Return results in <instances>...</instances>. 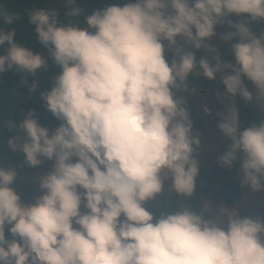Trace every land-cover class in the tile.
<instances>
[{
  "label": "clouds",
  "instance_id": "9594fccd",
  "mask_svg": "<svg viewBox=\"0 0 264 264\" xmlns=\"http://www.w3.org/2000/svg\"><path fill=\"white\" fill-rule=\"evenodd\" d=\"M59 2L73 19L62 22L56 8L25 10L60 70L40 94L60 126L50 131L32 110L18 126L3 120L24 134L8 148L32 169H52L38 181L39 198L25 204L12 187L16 169L0 167V264H264V219L242 215L246 205L191 203L201 139L176 96L196 90L190 78L221 74L230 102L217 127L230 144L218 163L231 169L242 154L241 186L264 191V120L241 131L235 101L251 102V87L264 107V32L257 37L249 26L264 20V0H128L87 16L81 0ZM22 18L0 0V74L34 77L47 59L5 27ZM225 24L220 42L234 64L212 43ZM169 180L157 217L145 205Z\"/></svg>",
  "mask_w": 264,
  "mask_h": 264
},
{
  "label": "trees",
  "instance_id": "16d2710c",
  "mask_svg": "<svg viewBox=\"0 0 264 264\" xmlns=\"http://www.w3.org/2000/svg\"><path fill=\"white\" fill-rule=\"evenodd\" d=\"M59 2V0H58ZM128 0H81L80 6L84 10L85 15H90L92 11L102 9L111 5H124ZM61 8L60 19L62 22H68L73 19L64 16V6L59 2ZM6 7L11 12L19 13L22 15V19L16 22L12 26L16 29V40L30 47L34 52L41 53L45 49L36 40V34L33 26L27 23V16L25 14L26 9L30 8H52L50 0H6ZM63 11V12H62ZM234 23L238 20H246L247 17L237 18L235 16L229 17ZM76 22L80 24L82 30H88L87 26L83 23V18H76ZM254 34L259 35L264 32V20L252 22L250 25ZM223 29L228 31L227 25L223 26ZM236 41H233L235 43ZM7 47V45H5ZM218 51L222 54V59L225 62L230 63L232 55L227 45H220ZM0 49V53H2ZM199 59L202 56V51L196 53ZM166 59L171 61L173 56L172 52L165 54ZM59 68L54 62L47 64V69H42L38 80L37 89L34 93L29 92V86L33 82V76L27 74L17 73L15 71H6L0 74V167L15 168L18 175L17 179L12 185L18 194L21 196L23 203L28 204L36 200L33 188L25 182L21 176L30 171H37L38 169H32L24 162V154L20 151L12 152L8 148V140L16 135L23 136V132L19 127L15 129H9V127L3 123V120L11 119L18 126L32 110L35 113V117L38 122L48 128L50 131H54L60 125L55 121L50 113H48L44 102L40 98L42 92L50 90L54 78L59 75ZM27 79V86L23 81ZM191 84L198 89L207 90L213 86V81H209L204 77L199 79L190 78ZM185 106L189 112L190 119L193 123V130H200L204 124V118L200 114L197 106L192 100L184 99ZM239 111V120L245 125L251 126L252 124H259L264 120V111H259L252 105L251 102H245L241 98H235ZM242 158V154L241 157ZM234 163L231 169L222 168L219 163L214 166L199 169V175L197 177V188L194 198L191 203L199 208L204 199L212 202H222L226 206L234 205L240 198L244 187L241 186V179L237 177V170L240 166L239 159ZM44 164L52 167V165L45 162ZM169 197V190L161 203V209L152 212L155 216H159L166 210V202ZM173 206H176L179 201L173 200ZM245 216H252L253 218L260 217L264 219V211L254 210L252 208H246L242 213ZM9 236L6 230V238Z\"/></svg>",
  "mask_w": 264,
  "mask_h": 264
},
{
  "label": "rangeland",
  "instance_id": "374dc122",
  "mask_svg": "<svg viewBox=\"0 0 264 264\" xmlns=\"http://www.w3.org/2000/svg\"><path fill=\"white\" fill-rule=\"evenodd\" d=\"M50 3L52 8H56L59 12H61L58 0H50ZM215 31L217 35L213 38L212 43L215 47L218 48L220 45H222V43L220 42V36L225 32V30L223 29V27L218 26ZM4 47L6 48V46ZM169 52L171 51H166L165 54ZM40 54L47 59V64L53 62V60L47 53V50H44ZM204 55L206 54L202 51V56ZM230 63H235L234 58H232ZM41 70L42 69L37 71L36 75L33 77V81L35 80L37 82ZM191 86L196 88L192 84ZM250 91H252L253 93V100L251 101V103L254 108L259 111H264V107L258 105L255 100L254 89L250 87ZM224 92L225 89L223 84L221 83V74L218 73L216 79L213 80V86L210 89L201 90L196 88L195 91L189 90L187 92L182 91L176 93V96L178 98L192 100L197 106L200 114L204 118L203 127L200 130H194V133H199L201 139V147L198 150L199 155L196 157L199 160V169L216 165L218 163V158L227 150V146L228 144H230V141L223 137L217 127L220 120L219 114H222L224 112L225 107L230 102V98H224ZM239 123L241 131L249 127L240 120ZM239 168L237 170V177L242 179V173H240ZM51 169L52 167L43 164V166L37 171L26 172L21 176V178L33 188L36 199L41 195L39 191L38 181L41 177L46 176L51 171ZM170 183V180L167 181L165 183L163 193L154 201H150L148 204H146L145 207L150 211L160 210L161 203L168 192ZM210 202L214 210L221 204H223L222 202ZM238 204L246 205V208L264 211V191L252 192L247 186H245L239 200L234 205H223L228 209H233ZM7 238H10V236H8Z\"/></svg>",
  "mask_w": 264,
  "mask_h": 264
}]
</instances>
